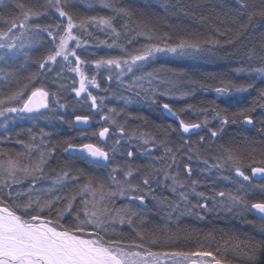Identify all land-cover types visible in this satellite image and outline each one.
<instances>
[{
    "label": "bare ground",
    "instance_id": "obj_1",
    "mask_svg": "<svg viewBox=\"0 0 264 264\" xmlns=\"http://www.w3.org/2000/svg\"><path fill=\"white\" fill-rule=\"evenodd\" d=\"M38 1H39L38 2L39 8L38 7L28 8L25 6L23 11H27V9H31L32 11L43 12V10L46 7H48L49 0H38ZM98 1H100L102 5L96 6L94 2H98ZM113 1L114 0H91L92 3L91 4L89 3V5L87 6H85L84 4L83 5L78 4L77 2H74V4L71 5V8H72L71 10L74 13H71L72 15L71 14L70 15L73 17V23L76 25V27H74L72 30V34L75 35L77 39L81 42L80 36L82 33L86 32L85 30H87V32H92V33L94 31L97 32L96 33L97 36L96 35L95 36L98 37V40L97 39L96 41L87 40L88 49H82L80 51V47L77 48V53L79 55H82L80 58L83 59V61H87L88 65H91V64L95 65L96 61H99V60L118 59V58L127 59L129 60V63H131V59H130L131 56L139 54L143 51L144 42L149 45L150 44L154 46L158 45L161 47L165 45L175 46V45H178L182 40L187 41V42L197 43L195 39L191 37L188 38L186 35L181 34V33H180L182 35L181 38H173V39H171V36H167V35H165V37L154 36V31H152L153 32L152 33V32H149L143 29L142 27H136L134 25H131V22H130L131 18L130 17L127 18L126 15H125L124 21L120 24L118 23L119 25L118 30L121 31L120 32L121 35L118 38L112 34L104 35L102 37L101 33L103 29L98 32L97 31L98 28L96 26L91 25L89 27L93 30L91 29L89 30L85 25L81 26V24L77 21V19L78 20H83L85 18L91 19L96 16V17H100V19L101 18H104V19L111 18V22L113 24L115 21H118L117 16L121 14L120 12L113 11V8H117L116 6L113 5L112 3ZM144 1L147 5L154 7V9L160 10V12H162L163 14L165 12L170 11V8L167 5L165 0H144ZM70 2H73V0H70ZM8 3L9 2L8 1L6 2V0H0V23L2 22L3 25H4L5 19L11 20L13 19V17L19 15L22 11L19 8H13L15 9V12H11L9 10V11H6V13H4V11L6 10L5 6ZM93 3L94 5H92ZM105 3L113 5V8L104 7ZM10 4H12V2H10ZM67 4L69 5V3ZM68 5H65V6H68ZM16 11H20V12H16ZM39 20H40L39 17L33 16L30 19V23L33 25L35 24L40 25ZM66 24H67V20L64 21L65 26ZM113 27H115V25H113ZM119 38H121L122 41H120L121 39L119 40ZM45 39L48 41L49 37H45ZM109 42L112 44H109ZM48 44L51 47V49H49L50 52H46V54L44 53L42 54L41 56L42 59L38 62V66L42 60L47 58L49 53L51 52L54 53L53 45H51V42L47 43V45ZM198 44L200 45L201 49H203V51L200 52L199 54L181 56V55H176V54L174 55L172 53H163V52L155 53L152 57H150L149 61L146 62L145 64H143V62L139 63V64L144 65L142 68H137L135 65H133L132 72H128L126 67H124L123 65L121 69H116V68H111V67L107 68L105 67V64L101 65L100 70H103V72L105 73V77H104L105 79H100V82L98 83V85L100 86L99 87L100 92L98 91V94L102 95L103 105L99 106L97 109L99 110V115L104 114L106 107H108L111 104L113 109L119 110L122 112V115H119V116H121L122 118H125L126 121L123 122L124 123L123 126L120 124H117V125L120 128L124 129V135L123 137H121L120 129L117 134L120 136L121 140L123 141H121L119 145L112 148L107 144L108 133L106 134L105 138H101L99 136V133H97L98 131H96L95 139H92L87 134V137L83 139L84 143H75L72 141L66 142L62 151L60 150L61 155L65 157L71 156V157H78L82 159L86 163V165L91 168L92 173H90L91 171L89 172L87 169H85L86 171L84 169L82 170L83 175L77 172L71 173L68 167H61V166L56 167L55 166L53 168L51 164L49 163V166H48L49 169L46 166L43 171V174L45 177H41L42 180H38V181H40L41 183L48 184L51 187L53 186L54 175H62L63 172L67 171L71 173L72 176L81 177L82 181L84 182H86L89 179L88 177L90 176L92 177V179H94L98 183L99 181L102 182L104 178L105 179L107 178V175L111 171L112 166H119V168L121 169L120 173L124 170V168L128 169L129 166H134L135 168H137L136 170H138L139 173L141 171H146L148 168H151L149 166L150 163L148 162L149 160L147 158L137 159L136 157L135 161H133L134 156H137L139 153L138 149H134V156L131 159V163L130 164L128 163L129 159H127L128 158L127 151L133 150V149H131L132 147L130 146L129 148H125V147H128V145H130V144H124V142L126 143L125 141L126 136L127 134L132 133L129 130L133 129L132 128L133 126H138V127L141 125L143 126V124H139L138 122L139 120H134V121H131L132 119L129 120L130 116H128V119H127V116L125 115L128 112L132 111L131 112L132 116L136 117V119H141L142 121H144L143 118L146 115H150V116L152 115L154 117L156 115L158 116L157 121L159 122V124L164 122V123L172 125L171 126L172 127L171 128L172 137L178 138L176 140L182 141L183 144L182 146H179L176 149H173V146L170 143L164 142V144L169 146V148L173 149L174 152L179 151L180 153L179 166L184 167L185 164L191 165V168H192L191 179L197 180L198 181L197 184H201L205 177L212 178L213 175L214 176L218 175L219 179L222 181V183L226 187H231V188L236 187L238 184L236 178H241L242 180L243 178L235 176V167L231 165V162H229V165L222 167V168L215 167L216 168L215 169L214 167H212V165L223 163V160L222 159L218 160L217 157H222V155H227L228 153H231V155L235 158L236 164L240 167V169L246 175H248L251 178L253 185H256L251 195L253 196V200L248 199L250 197L249 195L244 197L245 200L246 198L248 199L246 200L247 204L250 207L251 203L253 202H262V200L260 201L258 200H259L260 195H263L262 191L264 192V175L258 173L255 176H253L252 169L256 167L264 168V165L258 162V160H254V163H248L246 160H243L242 158H240L239 155L235 153L236 151L234 149H231V147L230 148L228 147L231 145L230 140H232V135L228 134L230 131L229 129L231 126L235 125L233 123H229V119L231 120L232 118L228 119L226 117V114L228 117H230V113L222 109L221 105H215L216 108L210 107L209 112L199 111L198 107L202 108V105L200 104H195L196 106L193 104L191 105L192 100L194 102L198 100L196 98L197 97L196 96L197 93H195L196 90L193 89L194 82L192 81L193 79L198 77L197 75H199V72H196V71L201 69L202 67H205L207 63L214 61L213 58L215 57V55H217L216 52H218L219 50V45H217V43L208 41L207 43H198ZM30 52L31 50L29 48L28 55L30 54ZM168 54L170 57H167ZM27 56H23V55L19 56L15 62H12L13 64H10V66L3 65V62H0V74L2 73V77L4 76L3 80L5 82L4 84L5 87L0 89V100L4 101V105H1L0 107L2 108H4L5 106L23 107V103L27 100V97L29 96L30 92L33 91L36 87L41 88V86L44 87L45 85H48L47 84L48 82L52 86H48L45 88H47L46 91L49 92L50 94L49 97L52 98V101H50L49 107L47 109L42 108L38 112L44 111L47 114H50V116H47L45 119H41L38 115L35 114L36 112H32V113L18 112L17 116L13 118L7 117V120L3 119V122H2V119H0V125H1L0 127V160H4L3 158L5 157L12 158L11 157L12 154L18 157H20L21 156L20 154H23V152L30 154L29 148H31V150L33 148H36V149H39L40 152L44 150V153L48 149L47 154L49 155V158L51 161V158L54 157V153L55 154L58 153V148L53 143V140H54L52 136L53 127L50 126L51 123L48 124L47 119L48 120H52V119H56V120L62 119L63 120L64 117H68V116H69V119H72V117L73 116L75 117L76 115L91 116L90 113L93 111V109H90L91 101L87 100L86 98H81L83 106H80V103H77V101H75L74 99L73 100L75 101V103H73L72 97L76 98V96L72 89L68 92L67 88L65 87L62 89L54 88V86L56 85H60V84L63 85V83L65 82V80L63 79H61L60 83H58L59 81L57 82V80L54 81L55 83L53 82L50 83L51 80L47 78L48 75L44 77L45 78L44 80L43 78H40V77L36 78V76L30 75V74H27L25 78L19 79L17 76L20 73V69L27 65V61L25 58ZM73 60H75V57L74 59L71 58L69 62L67 61H62V62H65L66 64L68 63L66 66V69H67L66 76L67 77L70 76L72 78L74 77L75 87H79V79H80L79 76L75 72L69 70V65L73 68L76 66L75 61ZM166 64H168L171 67L175 66L174 67L175 70L173 71L171 69L172 71H170V68L167 65V71H165V69H163L162 67L163 66L165 67ZM82 66L86 67L87 65H84L83 63L81 65V68ZM58 68L59 67H57L56 71L58 70ZM256 68L258 67L254 64L250 65L249 61H247V63H244V64L239 63L237 64V66L233 67L234 71L232 75L234 76V80L237 81L236 83L229 84V86H226L224 84L222 86L213 88L211 90L209 89L210 91H208V89L202 88L203 90H201V93L202 94L206 93L210 95L212 98L222 101L223 103H225L224 105H226L227 103H232V104L235 103V105H239V103H237L236 101H239L243 97V95H245L246 93H250L252 91L257 92L258 89L257 87H255V85L254 87L249 88L247 91H238V89L247 87V85L249 84L253 85V81H257L261 83L264 82V75H261L259 72L255 71ZM52 72L53 71H50V73ZM56 73L61 75L60 76L61 78L65 77L60 72L59 73L56 72ZM117 73H121L119 78L117 77ZM88 75H89V78H91V76L93 77V72L92 73L85 72V76L88 77ZM109 76L112 77L111 80H109ZM241 76H242V80L244 81H240L239 78ZM141 77H143V79H140ZM161 80L164 82L158 85V82L159 83L162 82ZM27 87L29 88L27 89ZM87 87L94 95L98 96L97 90H95L97 89L96 87H92L90 84L87 85ZM217 88H224L226 91L224 94H221L216 91ZM153 89H154V94H153ZM17 91H24L25 95L19 101L11 100L10 97H12ZM183 92L186 93V96H182ZM86 95H87L86 93L82 94L83 97H86ZM122 97L125 103L115 100V98H122ZM66 102H69L70 104ZM61 104L64 105L63 108L59 107V105ZM164 104H168L169 107L173 110V112L176 113V115L173 116L172 113L168 112L167 109L163 107ZM87 107H90V108H87ZM49 108H51V111L49 110ZM223 111L226 112V114ZM231 111L235 113L234 119L237 121V123L240 126L248 127V128L252 127V124H248L246 120L244 119V117L245 115L251 117L253 116L254 112L248 111V112H245V114H242V113L240 114V113L235 112L234 110H231ZM217 113H219V115H217ZM27 114H30L32 117H27L26 116ZM258 115L260 114L258 113ZM180 119H183L187 123L199 124L201 125V127L197 129H191L189 133H183L182 129L179 128ZM225 119L228 121L227 124L222 123V121ZM58 122L59 121H55V123H58ZM97 122L100 127L105 126L104 124H106L104 121H100L99 119L97 120ZM88 123L91 124V120H89ZM88 123L83 124V123H77L76 120L75 122L71 121V125L75 124L76 127L78 126L80 127L83 125L85 127L87 126L86 128H88L90 126L88 125ZM54 126L57 127L56 124H54ZM65 126H68V125L64 124V127L60 128L59 131H62L63 133H67V134L71 133L73 135V131L69 129V127H67L68 129H66ZM166 126L167 125H165V127ZM145 128L146 127L144 126L143 128H140V129L144 130ZM211 130L217 131L218 135L216 137H212ZM144 132L147 133L148 131L146 130ZM184 135L188 136L187 137L188 139H184V138L181 139V136L183 137ZM30 136H33L35 138V142L37 143H32L31 145L29 144L26 148L24 147L27 142L26 139ZM201 137H204L203 141H201ZM145 139H148V138H145ZM172 140H175V139H172ZM158 141H154L152 145H150L149 142L145 145L143 142L142 149L145 150V153L146 154L148 153V155L151 149L154 150L153 152H151V154L153 155L152 157H154V166H158V168L162 170V167H163L162 162L156 160L155 156L156 154H158L157 151H160L159 154H161L162 152H165L166 149L163 145L157 144ZM87 143H92L108 152L111 158L110 161L107 162L109 164V167L107 168L100 167V166H97L96 164H92L88 162L92 160V157L88 156L86 151L84 152L80 151L83 145ZM69 144L73 145L74 147L69 148L68 147ZM170 145L172 147H170ZM45 146L47 149L44 148ZM190 146L192 149L190 148ZM114 149L116 151L118 150V152L115 153L113 151ZM143 150H140V151H143ZM9 153L10 154L12 153V154L8 155ZM36 156L37 154L31 151L30 158H33L34 161L30 162V165H34L37 162V160L39 159V155L37 156L38 158ZM193 156L197 159L198 164L200 163V160H201V163H204L205 160H208L209 167H206V165H203L200 168L198 167L196 168L194 166V163L196 162H193ZM82 157H87V159H84ZM211 157L214 159L212 161L214 162L216 161L217 163H213L211 161ZM13 160H17V159H13ZM18 160H20L22 164L23 159L20 157V159ZM28 160L29 159H27V161ZM99 163L104 164L105 162L100 161ZM51 167L53 168V170H50ZM129 168L134 169L133 167H129ZM165 168H163V170H169ZM210 168L212 169V171L214 170L212 174L208 171L210 170ZM186 176H187V173H185L184 178ZM2 182L3 181L0 180V184H2ZM67 182L71 183V185L77 188L81 186L79 184H73L71 180H68ZM186 182L188 183V185L192 186L190 181L186 180ZM29 183H32L31 185L35 184L36 186L38 184L36 181H33L31 177H29V178L22 179L18 184L12 185V188L14 189L16 186H19L20 188H26L30 185ZM19 187H16V189ZM157 187L159 188H155L156 195H154V197L152 196L151 198L152 200L151 202H155L154 206L152 205V207H155V208H152L151 211L159 210V212H161L162 210H166L165 208L167 207L169 209H172L173 207L171 206H175L180 199L173 200L171 203L167 204L168 206H165V207L163 205L161 206L160 204L163 203V201L165 200L163 198V196H165V194H163L164 192L163 188H166L167 186H165V184L163 185L160 184ZM38 188L39 187L37 186L36 190H38ZM66 188L67 189H65L64 193H67L69 191L70 192L69 194H72V193H76L77 191V190L74 191V188L71 186L66 187ZM14 193H17V191H15ZM5 196L7 195L5 194ZM13 197H16V196H13ZM5 206L9 207L7 203ZM181 209L183 210L184 208L180 207L179 211H181ZM250 210L254 215L258 217V214L256 213L254 209L250 208ZM137 211L139 212V214H142L143 210L140 208H137ZM171 219L172 220L175 219L174 221H178L175 214H171ZM180 221L181 220H179V222ZM164 244L167 246L166 249L169 250L170 252L195 253V252L203 251V248L200 250L196 248V245H193L192 243H191L192 245L186 246L187 247L186 249H179V250L174 248L171 242L168 243L165 240ZM212 256H209V257L204 256L205 260H207L206 262H208L207 264L209 263L215 264V260H213ZM179 257H180L179 261L173 262V263L189 264L190 260H194V263L192 264H203L201 260L197 259L200 257L198 255H189L187 257L179 256ZM219 260L221 261V259ZM230 261L234 262L233 260H230ZM231 262L229 263L228 261L226 262L221 261V264H244L242 261H239L236 263H231Z\"/></svg>",
    "mask_w": 264,
    "mask_h": 264
},
{
    "label": "snow or ice",
    "instance_id": "obj_2",
    "mask_svg": "<svg viewBox=\"0 0 264 264\" xmlns=\"http://www.w3.org/2000/svg\"><path fill=\"white\" fill-rule=\"evenodd\" d=\"M237 11L243 14L248 9V4L246 0H235ZM17 8L21 9V13L15 16L11 20H4V24L8 25L5 31H0V50H5L0 52V62L10 63L15 62L17 58L21 55L27 56L28 45H25L23 37L26 34H30L33 38L39 36L40 32L47 33L51 37V44L55 46L54 53H50L46 59L39 63V69L41 72L39 75H43L44 71H53L49 67V62H54L57 57H62L64 61H68L69 57H75V67L69 65V70L75 72L79 76V87H73V92L77 98H86L91 101V108L93 110L97 109L99 106L103 105L101 100L98 104L97 96L94 95L87 87L91 85L92 87L99 88L97 84L96 77L91 78L86 77L84 71L81 70V65L85 63L75 50H69V41H76V48L81 46V42L77 39L75 35L72 34V30L76 25L73 23V17L70 15L65 4L61 3V0H49L48 7L54 9L60 18H66L67 24L64 25L63 19L60 20L56 25H48L47 27H41L39 24L35 26L30 24V19L33 16H40L41 12L23 11L25 8L24 3H18ZM104 7L113 8L111 4L105 3ZM11 12H15V9H10ZM113 11L127 14L122 8H113ZM256 17L264 19V0H261V7L257 10L252 11L248 15L247 23L243 24V28L247 29L255 21ZM84 22L81 23L83 26ZM99 24L106 26L111 29L112 33L116 37L121 35L115 27H113L111 18L99 20ZM23 30V31H21ZM61 32L64 34L61 35ZM58 39V43H57ZM17 40L20 42L17 43ZM86 43V41H85ZM111 46V45H110ZM264 49V45L261 46ZM200 45L194 42L181 41L175 46H154L148 45L139 54L131 56V63L129 60L125 59L123 61V66L126 67L128 72L133 71V65L137 68H142L143 64H138L137 62L147 61L149 57H152L155 53H172L176 55H195L202 52ZM253 57L249 56L248 59L251 60ZM262 64H264V51L260 54ZM106 64L108 66L115 65L116 69H121L122 64L120 59H106L96 61L95 67L100 68L101 65ZM255 71L264 75V66L258 67ZM121 73H117L119 78ZM112 77L109 76V80ZM140 79H143L141 77ZM254 87V85L249 84L247 87L240 88L238 91H247L249 88ZM218 93L224 94V88H217ZM87 94L83 97L82 94ZM25 95L24 91H17L11 100L19 101ZM49 92L43 88L36 87L31 91V95L27 97V100L23 103V107L5 106L2 111H0V116L4 115V112L16 113V112H38L40 109H47L49 107L48 103ZM79 102V101H77ZM257 103L264 107V89L260 90L259 96L257 98ZM0 105H4V101L0 100ZM63 108L64 105H59ZM163 107L167 109L168 112L172 113L173 116L176 115L175 112L169 107L168 104H164ZM255 110V105L250 108V111ZM110 112H114V109H109ZM219 115V113H217ZM101 119L109 120L108 116H102ZM244 119L248 124H253V118L245 115ZM75 120L77 123L87 124L90 117L87 115L81 116L76 115ZM235 122V121H233ZM223 124H227L228 121L225 119L222 121ZM201 125L194 123H187L183 119H180L179 128L182 129L183 133H189L191 129L200 128ZM222 131V129H221ZM109 132L108 127H102L99 131V136L105 138L106 134ZM121 137L124 135V129H120ZM218 132L211 130V136L216 137ZM204 137H201V141ZM187 142V141H186ZM117 144L120 143L118 139ZM147 140L144 141L146 145ZM27 147V146H26ZM69 148L74 146L69 144ZM166 149L165 156L163 159L165 161L170 160L171 163L167 164V169L173 170V172L179 171V151L174 152L173 149L164 145ZM31 148H29V153L31 154ZM81 152L86 151L88 156L92 157L89 163L96 164L100 167H109L107 163L110 161V156L107 151L101 149L100 147L87 143L84 144ZM115 151V149L113 150ZM134 156V149L127 151V157L129 158L128 163H131V158ZM87 159V157H82ZM191 159V157H190ZM217 159H222L223 163H218L212 165V167L222 168L229 165L235 167V176L242 177L243 181H250L251 178L246 175L240 167L236 164L235 158L228 153L227 155H222V157H217ZM100 161H104V164H100ZM206 165L209 164L208 160H205ZM47 161L44 153H40L39 159L34 165H23L20 160H0V264H160L159 257L163 256H183L187 257L189 255L198 256H211V252L199 251L195 253L188 252H164L156 253L145 249V253L148 257H152L151 261L139 259L140 252L138 249L143 247V238L139 242H133L126 251L121 250L116 247H111L110 245H116L121 243L115 237L109 235L110 230L115 229V225L118 223L124 225L125 223L132 225L135 224L133 217L138 218V213L132 204L124 203L117 206L118 200L125 201H139V205H144L147 192H153L155 194V188L161 184L159 178L153 179V177L163 176L164 181L171 180V184H165V186L170 187L173 194H178L180 200L173 207V211L180 210V202L188 200L187 185L185 180L190 181L192 191L196 195L205 198L203 192H198L195 185L198 181L191 179L192 168L190 164L184 165V171L187 176L184 180L180 179L178 175L171 174L167 170H159L150 173L143 177L142 182L134 184L133 180L138 179V176L133 175V170L128 168L124 171L123 176H120L121 169L119 166H112L111 171L108 173L105 181L97 182L94 179H88L86 182L82 181L79 176H72L71 173L65 171L62 175H57L56 179L53 181V185H59V188L53 187L50 189V196L46 197H36L33 199L32 195L27 198H21L19 193L13 198L12 193L15 189L12 185L18 184L25 177H31L33 181H37L39 176L36 174H43L46 167ZM253 176L256 174L264 175V168H253ZM131 178V179H130ZM71 180L73 184L81 185L76 194L64 199L62 196L58 195L63 188L70 187L66 181ZM110 181L111 183H108ZM237 183H240L237 181ZM105 186H107V191H104ZM36 185L33 184L28 187L29 193H34L36 191ZM247 185L241 184V190L246 188ZM8 189L7 196H5L4 190ZM178 189H185V191L178 192ZM241 190L236 193L219 191L217 196L225 198L223 200L216 201L218 204H222L229 212H243L248 208L247 201L244 195L241 194ZM144 193V194H142ZM52 196L55 199L51 198ZM98 196V198H97ZM79 197V199H78ZM92 197V199H88ZM5 201L12 207L5 206ZM83 204V209H77V204ZM91 205V207H89ZM244 205V207H240ZM138 207V206H136ZM184 209H188V205L185 203L183 205ZM193 207L206 209V203L197 202ZM251 209H254L258 213L257 219L260 221V231L264 232V202H253L250 205ZM53 213H55V218H53ZM203 218V217H201ZM240 248V245H237ZM137 249V250H134ZM243 252L248 256L252 264H257V257L264 254V241L261 242H249L244 246ZM215 260V264H221V261L212 257Z\"/></svg>",
    "mask_w": 264,
    "mask_h": 264
},
{
    "label": "trees",
    "instance_id": "obj_3",
    "mask_svg": "<svg viewBox=\"0 0 264 264\" xmlns=\"http://www.w3.org/2000/svg\"><path fill=\"white\" fill-rule=\"evenodd\" d=\"M7 1L9 3L5 6L6 10L4 13L10 9L17 8L16 5L18 3H24V5L28 8H39L38 0H6V2ZM165 1L169 6L170 11L163 14L160 10H156L154 7L147 5L144 0H114L112 2L113 5L117 8L124 9L127 14L121 13L118 15V21H115L116 23L114 22L115 24L113 23V25H115L116 29H118V23H122L126 15L127 18H131V25L142 27L149 32L154 31V36L165 37V35H167L171 36V39H173L181 38V34H184L188 38L191 37L195 39L197 43H207L208 41L217 43V45H219V50L216 52L217 55L213 58L214 61L207 63L205 67L197 70L196 72H199V75H197V78L192 80L194 82L193 89L196 90L195 93H197V97H195L198 100L195 102L192 100L191 105H202V108L198 107V110L201 112H209L210 107L216 108L215 105H221L222 109L230 113V117H228L226 112L223 111L228 119L232 118L231 120L229 119V123L235 124L230 127V131L227 130L229 131L228 134L232 135V140H230L231 145L228 147L234 149L236 151L235 153L248 163H254V160H258V162L264 165V107L257 103V98L259 96L258 92L264 89V82L261 83L253 81V85L257 87L258 91H252L243 95L239 101H236L239 105H235V103H227L224 105L225 103L222 101L216 100L206 93H201V90H203L202 88L210 91L211 89L224 84L229 86V84L236 83L237 81L234 80V76L232 75L234 71L233 67L237 66L239 63L244 64L249 61L250 65L254 64L257 67L264 66L260 58V54L264 51L261 47L264 45V19L256 17L250 27L247 29L243 28V24L247 23L248 15L252 11L261 7V0H246L249 7L243 14L237 11L238 6L236 5L235 0ZM10 2H12V4H10ZM66 8L70 14L74 13L71 10V5L66 6ZM28 10L29 9H27V11ZM38 17L40 19V25L42 24L45 27L48 25H56L58 23V19L52 14L51 8L49 7H46ZM0 25V31L6 30L8 26L6 24L3 25L2 22ZM84 33H82V35ZM82 35L80 36V39H83ZM45 41L47 43L51 42L49 39L48 41ZM47 43L43 42V45L41 44L37 48L31 50L30 54L25 57L27 65L20 70V73L17 76L19 79L25 78V76L30 74L31 70L35 68L36 62L40 61L39 56H42L40 55L41 51L48 52L47 49L50 48V45H47ZM249 56H252L253 58L249 60ZM10 64L13 63L3 62V65L6 66H10ZM167 65L168 64H166L165 67H162L165 71H167ZM28 67L31 68L28 70ZM174 67L175 66H169L170 71H174ZM239 79L240 81H244L242 80V76ZM4 84L5 82L0 80V89L5 87ZM29 87H27V89ZM72 102L74 103L73 99ZM254 105L255 110L250 111V108ZM231 110L240 114H245V112L248 111L254 112L253 116H251L253 118L252 127L248 128L240 126L234 119L235 113ZM131 112L132 111L127 114L130 116L129 120L132 119L131 121H134L136 120V117H133ZM258 113L260 115H258ZM90 114V117L93 116V118H95L94 112H91ZM157 118L158 116L156 115L155 117L152 115H146L143 118L144 121L141 119L137 120H139V122L142 121L141 123L144 124L143 126L147 129L157 133L160 131L159 133H161V135L166 136L169 134V131L164 129L165 125H167L165 128L170 129V132L172 125L164 122L159 124ZM72 120L73 118L69 119L68 116L69 122L65 123V125H68L65 126V128L69 127V129L73 131V135L71 133L67 134L59 131V126L55 127L54 125H50L53 127V143L58 148V153H54V157L51 158V166L53 168L55 166L68 167L71 173L77 172L82 175L83 169H87L89 172L91 171L90 173H92L91 168L88 167L82 159L71 156L65 157L60 153V150L62 151L66 142L72 141L75 143H84L83 139L87 137L89 130L75 128L74 125H71ZM90 120L91 123L94 124L93 119L90 118ZM146 123L148 125H146ZM151 123H153L154 127H151ZM149 124H151V126H149ZM159 126L161 130L156 128ZM146 128L144 131H146ZM142 156L148 160L151 159V155L144 153ZM136 157L138 159L139 156H134L133 161H135ZM88 178L92 179L90 176ZM246 182H244V184H248L249 182L250 186L247 185L244 190L247 192L250 191L248 193L250 196L248 199L253 200V196L251 195L256 185H253L252 180ZM215 186H212L211 184V189L215 188L214 190H217V185ZM236 188L241 189V186H238L237 184ZM207 198L211 200L210 197ZM248 199L246 198V200ZM260 200L263 202L264 194L260 195L258 201ZM240 207H244V205H240ZM140 209L143 210L140 216L145 215V217L143 216L140 219H137L138 221H135L136 225L133 229L143 237V242L150 243L148 245L162 246L166 240L168 243L171 242L173 247L179 250L186 249V246L193 244L197 245L196 248L198 249L203 248V250L211 252L218 260L221 259V261H228L229 263L231 262L230 260L234 261L231 263L242 261L244 264H252L248 256H246L243 252L244 246L249 242L258 243L264 241V232L260 231V221L257 219V216L251 212V210L243 212H229L231 215L230 217L224 216L222 211L218 208L214 210L211 208H207L206 210L198 208V212L196 214V216L199 215L198 220L196 217L192 216L193 213L190 212L191 214H185L184 218L179 219L181 220L180 222L178 220L171 224H162L161 221H159L160 215H158L159 213H157V211H151V207L145 208V206L140 207ZM135 210L137 211L136 207ZM201 216L203 218H201ZM125 232L127 231L122 229V231H119L118 233L122 237L126 235ZM237 245H240L239 249L237 248ZM257 264H264V254L257 257Z\"/></svg>",
    "mask_w": 264,
    "mask_h": 264
},
{
    "label": "rangeland",
    "instance_id": "obj_4",
    "mask_svg": "<svg viewBox=\"0 0 264 264\" xmlns=\"http://www.w3.org/2000/svg\"><path fill=\"white\" fill-rule=\"evenodd\" d=\"M64 2V3H63ZM74 2H77L78 4H84L85 6H87V5H89V3L91 4L92 2H91V0H77V1H75V0H73V2H70V0H61V3L62 4H65V5H68L67 3H69V5H73L74 4ZM95 4H96V6H99V5H102V3L100 2V1H98V2H94ZM94 3L92 4V5H94ZM113 6V5H112ZM51 11H52V14L55 16V18H57L58 20V22L60 21V20H62L63 19V21H66V18H60L59 16H58V13L54 10V9H51ZM18 12H20V11H18ZM19 14V13H18ZM99 20H100V17H93V18H91V19H88V18H85V19H83V20H78L77 19V21L81 24L82 22H84V24L83 25H85L89 30L91 29L89 26H91V25H93V26H96L97 28H98V32L100 31V30H102L103 29V31H102V33H101V35H102V37L104 36V35H114L115 36V34L114 33H112V31H111V29H109V28H107L106 26H104V25H101V24H99ZM31 24V23H30ZM31 25H33V24H31ZM36 25V24H35ZM35 25H33V26H35ZM113 25V24H112ZM41 27H45L44 25H40ZM66 27V26H65ZM116 29V28H115ZM91 30H93V29H91ZM5 31V30H4ZM21 31H23V30H21ZM86 31V33H84L83 35H82V37H83V39H81L82 41H81V46H80V51L82 50V49H88L87 48V45H88V42H87V40H94V41H96V39L98 40V37H96L97 35H96V33L97 32H87V30H85ZM117 31L118 32H121L120 30H118L117 29ZM123 33V32H122ZM64 33L63 32H61V35H63ZM96 35V36H95ZM100 35V36H101ZM45 37H49L48 35H47V33H44V32H40V34H39V36L38 37H36V38H33L30 34H26L24 37H23V41H24V43H25V45H28L29 47L27 48V51L29 50V48H30V50H33V49H35V48H37L38 46H40L41 44L43 45V42H45L46 43V39H45ZM120 37V36H119ZM40 38V39H39ZM118 38V37H117ZM121 38H119V40H120ZM49 40L51 41V37H49ZM85 41H86V43H85ZM120 41H122V39L120 40ZM20 41L19 40H17V43H19ZM42 42V43H41ZM59 41H58V39H57V43H58ZM109 44H112V43H110L109 42ZM52 45V44H51ZM75 45H76V41H69V50H75L76 52H77V48L75 47ZM149 44H147V43H145L144 42V45H143V47L145 48L146 46H148ZM53 48H55V46H53ZM49 49H51V47L50 48H48L47 49V51L48 52H50V50ZM3 51H5V50H0V52H3ZM46 54V52H40V55H42V54ZM52 53V52H51ZM50 54V53H49ZM79 55V54H78ZM175 55V54H174ZM80 57L82 56V55H79ZM155 57V56H154ZM167 57H170L169 56V54H168V56ZM39 58H40V60L42 59V57H40L39 56ZM71 58H73L74 59V57H72V56H70L69 57V60L71 59ZM85 59V58H84ZM118 59H120V58H118ZM149 59H150V57H149ZM149 59L147 60V61H142L143 62V64H145L146 62H148L149 61ZM69 60L67 61V62H69ZM83 60V59H82ZM121 60V64L123 65V61L125 60V59H120ZM57 61V62H56ZM56 61H54V62H49V67L51 68V69H53V72L52 73H50V71H44V73H43V75H39V73L41 72V70L39 69V66H38V61L36 62V64H35V68L33 69V70H31V72H30V74L31 75H34V76H36V78H38V77H40V78H43L44 80H45V78L44 77H46L47 75H48V79L49 80H51L50 81V83L51 82H53V83H55L54 81L55 80H57V82L58 83H60L61 82V79H63V80H65V82L63 83V85H56V86H54V88H57V89H62V88H67V91L69 92L71 89H73V87L75 86V79H74V77L72 78V77H70V76H66V73H67V69H66V66H67V64L65 63V62H62V61H64L63 60V58L62 57H57V60ZM73 61H75V60H73ZM138 64L139 63H141V62H137ZM84 65H87L86 67H83L82 66V68H81V70L82 71H85L86 73H92L93 72V76H95L96 77V80H97V84L100 82V79H105L104 77H105V73L103 72V70H100L101 68H96L95 67V65H93V64H91V65H88V62L87 61H85V63H84ZM32 66V65H31ZM57 67H59L58 68V70L56 71V69H57ZM81 67V66H80ZM105 67H107V68H109V67H111V68H115V65H112V66H108V65H106L105 64ZM31 67H28V70L30 69ZM106 68V69H107ZM22 69V68H21ZM20 69V70H21ZM92 71V72H91ZM56 72H60V73H62L65 77H63V78H61L60 76L61 75H59V74H57ZM84 72V73H85ZM88 77H89V75H88ZM92 77V76H91ZM3 78H4V76L2 77V73L0 74V80H3ZM72 78V79H71ZM54 79V80H53ZM156 80H158V79H156ZM4 81V80H3ZM162 81V80H161ZM160 81V82H161ZM164 81H162L161 83H159L158 82V85H160V84H162ZM34 84V83H33ZM47 84L49 85V86H52V85H50L48 82H47ZM48 85H45L44 87L43 86H41V88H43L44 90H46L47 88H45V87H47ZM49 89V88H48ZM95 90H97V100H98V102H100L101 100H103L102 99V95H99L98 94V91L100 92V90H99V88H97V89H95ZM66 91V92H67ZM153 94H154V89H153ZM29 95H31V92H30V94ZM50 95V94H49ZM182 96H186V93H184L183 92V95ZM149 98V97H148ZM72 99H74L75 101H79V102H77V103H80V106H83L82 104V100H81V98H74V97H72ZM150 99V98H149ZM148 99V100H149ZM115 100H118V101H120V102H123V103H125V101H124V99H123V97L122 98H115ZM50 101H52V98H50L49 97V99H48V102H49V104H50ZM75 101H74V103H75ZM1 106V105H0ZM87 108H90V107H87ZM90 109H92V108H90ZM109 109H113V107H112V105L110 104L108 107H106V110H105V112H104V114H100L99 115V110L97 109V110H93L92 112H94V117L95 118H93V116L92 117H90V118H92L93 119V122H94V124H89L88 123V125H90L88 128H86L85 126H80V127H76V125L75 124H73L74 126H75V128H82V130H89L88 131V135L92 138V139H95V137H96V135H95V132L96 131H98L97 133H99V131L101 130V128L102 127H108L109 128V132H108V135H107V144L110 146V147H112V148H114L115 146H117V145H119V144H117L116 143V141L119 139L120 140V142L121 141H123V140H121V138H120V136L117 134L118 133V131H119V129H121L117 124H120V125H122L123 126V122H125V118H122L121 116H119V115H122V112L121 111H119V110H115L114 112H110L109 111ZM3 110V108L2 107H0V111H2ZM49 110L51 111V108H49ZM123 111V110H122ZM118 114H116V113ZM124 112V111H123ZM189 112V111H188ZM17 114H18V112H16V113H8V112H4V115L3 116H0V119H2V122H3V119L4 120H7V117H9V118H13V117H15V116H17ZM36 115H38L41 119H45L47 116H50V114H47L46 112H44V111H40V112H36L35 113ZM126 114V113H125ZM12 116V117H11ZM27 117H32L30 114H27L26 115ZM100 118H99V117ZM101 116H108L110 119L109 120H103V119H101ZM126 116V115H125ZM127 117H128V114H127ZM73 118V122H75V117L73 116L72 117ZM97 118V119H96ZM100 120V121H104L106 124H104L105 126H102V127H100L99 125H98V122H97V120ZM128 119V118H127ZM137 120V119H136ZM50 121H52V122H50ZM54 121V122H53ZM55 121H59L58 123H55ZM118 121V122H117ZM47 122H48V124L49 123H51V125H54V124H56L57 126H59V129L60 128H63L64 127V124L65 123H67V122H69L68 121V117H64V119H63V121H62V119H60V120H56V119H52V120H48L47 119ZM46 122V123H47ZM139 122V121H138ZM139 124H142L141 122H139ZM151 124H152V126H151ZM151 124H149V126H151V127H154V125H153V123H151ZM144 125V124H143ZM146 125H148L147 123H146ZM0 127H1V125H0ZM144 126H133L132 128L133 129H130L129 131H131L132 133H129V134H127V136H126V139H125V141H126V143L124 142V144H130V145H128V147H125V148H129V146L130 147H132L131 149H138V155L137 156H140V157H138V159H144V157L142 156V155H144V153H145V150H143L142 148H143V142L145 141V140H147L148 142H149V144L150 145H152L153 143H154V141H158L157 142V144H159V145H166V144H164V142L165 143H170L172 146H173V149H176V148H178L179 146H182V144H183V142L182 141H179V140H176V139H178V138H173L172 137V135L170 134L171 132H170V129H167V128H165L164 127V129H166L167 131H169V134H167L166 136H163V135H161V133H157V132H154V131H152V130H150V129H147L146 128V130L148 131L147 133H145L144 132V130H141L140 128H143ZM156 128H159V130H161V128H160V126L159 127H156ZM66 129H68L67 127H66ZM165 130V131H166ZM148 134V135H147ZM166 134V133H165ZM172 137V138H171ZM188 136H186V135H184L183 137L181 136V139L182 138H184V139H188L187 138ZM145 138H148V139H145ZM172 139H175V140H172ZM27 142H26V144H25V146L24 147H26V146H28L29 144L31 145L32 143H37V142H35V138L33 137V136H30V137H28L27 139ZM173 141V142H172ZM185 143V142H184ZM156 144V145H157ZM39 145V144H38ZM170 145V147H172ZM127 146V145H126ZM154 146V145H153ZM169 147V146H168ZM27 148V147H26ZM45 149H47L46 148V146L44 147ZM50 148V147H49ZM188 148V147H187ZM190 148H191V146H190ZM192 149V148H191ZM190 149V150H191ZM140 150H143V151H140ZM154 150L153 149H151V151H149V155H151V159H149V163H150V167L151 168H148L146 171H141L140 173H137L138 172V170H136L137 168H135L134 166H129V167H133V168H135V169H132L133 170V175L134 176H138V179H134L133 180V183L134 184H137V183H140V182H142V179H143V177L144 176H146V175H148V174H150V173H153V172H156V171H159V170H161L160 168H158V166H154V157H152L153 155L151 154V152H153ZM164 151V150H163ZM32 152L33 153H35V154H37V156L38 155H40V153H44V150L42 151V152H40V150L39 149H36V148H33L32 149ZM115 153H117L118 152V150L116 151H114ZM159 152L160 151H157V153L158 154H156V156H155V158H156V160H158V161H160V162H162V165H163V167H162V169L163 168H165V169H167V164L168 163H171V161L170 160H168V161H165V159H163V157L165 156V153H166V151L165 152H162L161 154H159ZM48 153V149L46 150V152L44 153V156H45V158H46V161H47V164H46V166L48 167L49 166V161H50V158H49V155L47 154ZM12 154V153H11ZM10 153L8 154V155H11ZM146 154V153H145ZM148 154V153H147ZM7 155V156H8ZM21 156V158L23 159L22 161V164L23 165H30V162H32V161H34L33 160V158H30V154H27V153H25V152H23V154H20ZM124 155H126V154H124ZM29 156V157H28ZM36 156V157H37ZM11 157L12 158H7V157H5V158H3L4 160H8V159H20V157H18V156H15L14 154H12L11 155ZM38 158V157H37ZM27 159H29L28 161H27ZM127 159H129V158H127ZM132 159V158H131ZM153 159V160H152ZM161 160H163V161H161ZM212 160H214L212 157H211V161ZM193 162H196V163H194V166L197 168H200V167H202L203 165H206L205 163H201V160H200V163L198 164V162H197V159L193 156ZM213 163H217L216 161L214 162V161H212ZM51 164V163H50ZM122 164H124V163H122ZM126 167V166H125ZM128 167V168H129ZM206 167H209V165H206ZM215 168V167H214ZM213 168V169H214ZM48 169H49V167H48ZM216 169V168H215ZM50 170H53V168L51 167L50 168ZM127 169L126 168H124V170L120 173V176H123V174H124V171H126ZM219 170V169H218ZM167 171H169L171 174H176V175H178L179 176V178L180 179H182V180H184V174L186 173L185 171H184V167L183 166H179V171L178 172H173V170H171V169H169V170H167ZM211 174L214 172V170L212 171V169L210 168V170H208ZM49 173V172H48ZM51 174V173H50ZM37 176H39V178L40 179H38V180H42V178L41 177H45L44 176V174L43 175H41V174H39V173H37L36 174ZM47 176V175H46ZM56 177H57V175H54V178H53V180H55L56 179ZM25 178H29V177H25ZM157 178H159L160 180H161V184L163 185V184H168V185H170L171 184V180H168V181H164L163 180V176L161 175L160 177H153V179H157ZM48 179V178H47ZM131 179V178H130ZM36 181L38 184H37V186L39 187L38 188V190H36L34 193H29L28 192V187L32 184V183H29L30 185L28 186V187H26V188H20L19 186H16V187H19V188H17L16 189V187L14 188V189H16L15 191H17V193H19V196L23 199V198H27L29 195H32L33 196V199H35L36 197H41V198H43V197H46V196H50L51 194H50V189H52L53 187H56V188H59L60 186L59 185H53V186H49L48 184H45V183H41L40 181ZM106 179L104 178L103 179V181H105ZM236 180L237 181H239L240 183H238V186H241V184H244V182H246V181H243L241 178H236ZM101 181H99L98 183H97V185L100 183ZM254 182H255V180H254ZM66 183L68 184V185H71V183H69V182H67L66 181ZM108 183H111L110 181H108ZM185 183H186V185H187V193H188V200L187 201H181L180 202V207H183V205L186 203L187 205H188V210H185V209H181V211H179V212H177V211H173V208L172 209H169L168 207L167 208H165L166 210H162L161 211V213L159 212V210L157 211V213H159L158 215H161L160 217H159V221H161V223L162 224H171V223H173V222H175L174 220L175 219H171V214H175L176 215V217H177V219L179 220V219H181V218H184L185 217V214H191V213H193V215L192 216H194V217H196V219L198 220L199 219V215L198 216H196V214H197V212H198V208H195V207H193L194 205H196L197 204V202L199 201L200 203H206V205H207V208H211V209H216V208H218L220 211H222V214H224V216H230L231 217V215H230V213H229V211H227V209L222 205V204H218V203H216V201H219V200H223V199H225V198H222V197H219V196H217L216 194H217V192H219V191H225V192H231V193H236L238 190H241V189H238V188H236V187H226L223 183H222V181L219 179V176L218 175H216V176H212V178L211 177H205L204 179H203V182L201 183V184H197V185H195V187H196V190L198 191V192H203L204 193V197H206V199L205 198H202V197H200V196H198V195H196V193L195 192H193L192 191V187L193 186H190V185H188V183L186 182V180H185ZM247 183V182H246ZM245 183V184H246ZM211 184H212V186H215V185H217V190H214L215 188H212L211 189ZM244 184V185H245ZM255 184H256V182H255ZM246 185H248V186H250V183L248 182V184H246ZM221 186H224V187H221ZM71 187H73L74 188V191L75 190H78V188L77 187H75V186H71ZM216 187V186H215ZM156 188H159V187H156ZM65 189H67L66 187L65 188H63L59 193H57L58 195H60V196H62L64 199H67L68 197H71L72 195H74V194H76V193H72V194H69L70 192L68 191L67 193H64L65 192ZM164 189V192H163V194H165V196H163V198L165 199L164 201H163V203H158V204H160L161 206L163 205L164 207L165 206H168L167 204L168 203H171L173 200H176V199H180L179 198V195L178 194H173V192L171 191V189H170V187H166V188H163ZM244 189H246V188H244ZM241 190V194L242 195H244V197L245 196H248V192H246L245 190ZM73 190V189H72ZM108 189H107V186H105V188H104V191L106 192ZM15 191H13V193H12V196H17V193H14ZM180 191H185V189H178V192H180ZM4 193L7 195V193H8V189H5L4 190ZM262 193L264 194V192L262 191ZM142 194H144V193H142ZM162 194V195H163ZM154 195H156V193L155 194H153V192H147L146 193V199H145V203H144V205H139V201H134V202H132V201H125V200H118V203H117V206H120L121 204H124V203H128V204H132L134 207H136V206H138V207H136V208H140V207H143V206H145V208L146 207H151V208H155V207H152V205L154 206V204H155V202H151L152 200H151V198H152V196L154 197ZM207 197H210L211 198V200L210 199H208ZM13 198H15V197H13ZM51 198H53V199H55V197L54 196H52ZM97 198H98V196H97ZM78 199H79V197H78ZM88 199H92V197H88ZM151 202V203H150ZM6 203H7V201L5 202V205H6ZM146 203H148V204H146ZM7 205H9L8 203H7ZM9 207H12V205H9ZM83 204H79L78 203V205H76V208L77 209H83ZM89 207H91V205H89ZM163 208V207H162ZM184 208V207H183ZM206 208V209H207ZM200 209V208H199ZM206 209H201V210H206ZM247 210L249 211L250 210V207H249V205H248V208H247ZM181 212V213H180ZM191 212V213H190ZM137 213H138V218L137 217H133V219L135 220V221H138L137 219H140L141 217H145V215H141L140 216V214H139V212L137 211ZM162 214H164V215H162ZM234 215V214H233ZM191 216V217H192ZM202 217V216H201ZM53 218H55V213H53ZM163 218V219H162ZM171 221H173V222H171ZM139 223V222H138ZM179 224V223H178ZM136 224H132V225H129V224H127V223H125L124 225H120V224H116L115 225V229L114 230H110L109 231V235H111V236H113V237H115L117 240H119V241H121V243H119V244H116V245H110L111 247H116V248H119V249H121V245L122 246H124V249H121V250H124V251H126L127 250V248L130 246V245H132L133 244V242L135 241V242H139V240L141 239V237L142 236H140L139 234H138V232H135L134 231V226H135ZM180 225V224H179ZM122 229H125V231H127V232H125L126 233V235L125 236H120V234L118 233L119 231H122ZM118 237H119V239H118ZM143 238V237H142ZM148 244H150V243H145V242H143V247H141L140 249H138V251L140 252V257H139V259H142V260H149V261H151L153 258L152 257H148L147 255H146V253H145V249H148L149 251H153V252H156V253H164V252H168V253H171L169 250H167L166 248H167V246L163 243V245L162 246H159V245H157V246H152V245H148ZM172 244V243H171ZM170 244V245H171ZM197 246V245H196ZM134 250H137V249H134ZM201 250V249H200ZM203 251H205V252H208V251H206V250H203ZM209 257V256H208ZM191 258V257H190ZM192 258H194V257H192ZM157 259H159V261H160V264H172L173 262H177V261H179V259H180V257L179 256H163V255H160L159 257H157ZM198 260H201L202 262H203V264H207L208 262H206L207 260H205V258H204V256H200L199 258H197ZM187 260V259H186ZM175 264V263H174ZM210 264V263H209Z\"/></svg>",
    "mask_w": 264,
    "mask_h": 264
},
{
    "label": "water",
    "instance_id": "obj_5",
    "mask_svg": "<svg viewBox=\"0 0 264 264\" xmlns=\"http://www.w3.org/2000/svg\"><path fill=\"white\" fill-rule=\"evenodd\" d=\"M79 127V126H78ZM258 214V213H257ZM259 215V214H258Z\"/></svg>",
    "mask_w": 264,
    "mask_h": 264
}]
</instances>
